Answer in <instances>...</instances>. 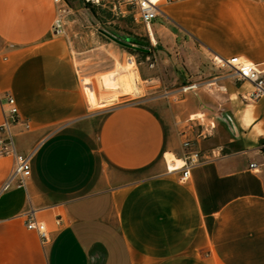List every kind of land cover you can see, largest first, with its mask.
Segmentation results:
<instances>
[{"label":"crops","instance_id":"crops-1","mask_svg":"<svg viewBox=\"0 0 264 264\" xmlns=\"http://www.w3.org/2000/svg\"><path fill=\"white\" fill-rule=\"evenodd\" d=\"M73 4V23L94 19ZM160 9L150 26L157 51L137 64L142 93L125 92L113 73L106 91L117 101L99 104L94 90L93 109L69 29L53 36V0H0V93L14 96L30 125L17 134L19 153L35 150L25 189L1 192L13 161L0 159V264H264V98L243 101L253 87L228 70L214 96L146 98L160 89L150 57L163 66L172 54L192 76L186 49L263 66L264 0H172ZM104 39L100 47L123 63L128 53ZM185 141L201 163L182 182ZM166 154L182 165L169 170ZM32 211L51 236L45 247L26 228Z\"/></svg>","mask_w":264,"mask_h":264},{"label":"rangeland","instance_id":"rangeland-1","mask_svg":"<svg viewBox=\"0 0 264 264\" xmlns=\"http://www.w3.org/2000/svg\"><path fill=\"white\" fill-rule=\"evenodd\" d=\"M75 1L85 4L82 0H64L65 5L62 7L65 9V13L62 15L64 34L61 36L65 35V30L68 28L72 43L71 54L72 57L75 58V64L78 75H80L81 78L83 92H85L86 95L87 92L85 88L89 87L93 92L94 90L99 92L100 97L98 100L104 101L110 99L108 97H110L112 93L106 91L101 86V80L103 76L118 73L117 80L119 85L125 92L135 94L131 89L132 83L129 75L122 73V69L128 66L129 60H133L137 71V64L145 62L147 53L149 54L151 50L149 55L153 56L154 51H157V48L151 45L152 40L148 35L147 28L139 21L137 22L133 19V12L128 6L126 7L123 5L121 10L114 9L110 1L103 2L101 5L86 4V6H88L86 9H90V11L93 10L94 19H92V17H84L79 23H73L70 17H72L73 12L75 14V4H73ZM120 11L122 14L119 13ZM156 21L152 23L153 29H155L157 24ZM97 29H99V32ZM92 32L93 34L90 35ZM103 36L107 38L110 36L125 45L133 46V48H126L114 41V46L116 48L128 53V56H126L127 60L125 59L124 62L121 63L118 58L115 59L109 51L101 48L99 42L105 41ZM186 51L189 55H193L195 59L192 65L198 72L193 76L186 68V65L175 62L172 54L162 59V61L167 60L166 65L163 66L157 59L150 57V60L147 62V68L152 70L154 75L158 77L157 82L154 81L152 84L160 85V89L158 93L146 96V98H165L176 104L182 100L183 94L199 93V91H202V93L214 96L217 92H224V89L219 88V85L215 86V84H213L210 86V83H215V78L223 76L225 70L215 68L212 64V60H205L202 56L199 57V55H196L190 49H186ZM181 73H183V75ZM181 75L183 77L177 84L176 80ZM137 83L141 94L139 77ZM86 84L89 85L86 86ZM193 85L196 86L195 89L185 91ZM114 96L118 99L117 95L111 97ZM96 107L97 106H90V108L93 109ZM169 158L174 159L171 154Z\"/></svg>","mask_w":264,"mask_h":264},{"label":"built area","instance_id":"built-area-1","mask_svg":"<svg viewBox=\"0 0 264 264\" xmlns=\"http://www.w3.org/2000/svg\"><path fill=\"white\" fill-rule=\"evenodd\" d=\"M113 5L114 9L121 10L122 6H128L133 12V19L143 24L151 37L150 26L157 18L162 17L164 13L160 7L162 3H170L172 0H82L85 4L101 5L103 2H108ZM57 6V15L52 27L53 36H61L64 34V23L62 15L65 13L64 0H53ZM122 14V12H119ZM152 38V37H151ZM212 64L215 68L228 70L231 77L241 82H247L253 87L252 92L242 97L245 102H253L264 98V65L258 66L250 64L240 59L224 60L218 56L214 57ZM214 83H210L212 86ZM196 86H190L187 90H193ZM0 109L3 120L0 124V159H12L13 170L3 186L1 192H7L9 189H25L27 179L31 175L32 164L31 160L35 154V150L27 154H21L16 147V137L18 133L30 131V125L27 121L21 120L16 104V100L12 94L8 92L0 93ZM20 129V131H18ZM186 150V164L180 169L181 181L188 179L189 169L201 163L199 154L193 150L192 142L185 141L183 144ZM251 169H256L254 163L250 165ZM26 228L34 231L40 239L41 245L45 247L50 242L51 236L48 233L46 224L39 221L34 212L27 214ZM56 225L60 226V220L56 221Z\"/></svg>","mask_w":264,"mask_h":264},{"label":"bare ground","instance_id":"bare-ground-1","mask_svg":"<svg viewBox=\"0 0 264 264\" xmlns=\"http://www.w3.org/2000/svg\"><path fill=\"white\" fill-rule=\"evenodd\" d=\"M122 70H123L122 73L129 75V78H130L131 83H132L131 84L132 91H134L136 95H140L139 86L137 83V79L139 76L135 70L134 61L130 60V62L128 63V66L124 67ZM101 86H103V88L105 90L114 89V87H115L114 76L110 75V76L103 77ZM85 90L87 92L86 93L87 101H88V103H90V106H92V107L98 106L99 104H103V105L111 104L112 102H115L117 100V98L114 96V97H111L110 99L104 100L98 104L97 100L95 98L94 92L89 87H86ZM169 155L170 154H166V156H165V161H167V163H168V168L171 171L176 170L177 168H179L182 165V162L175 160L173 158H169Z\"/></svg>","mask_w":264,"mask_h":264},{"label":"water","instance_id":"water-1","mask_svg":"<svg viewBox=\"0 0 264 264\" xmlns=\"http://www.w3.org/2000/svg\"><path fill=\"white\" fill-rule=\"evenodd\" d=\"M108 38H110V39H112L113 41H115L116 43H118V44H120V45H122V46H124V47H132L133 48V46H131V45H125V44H123V43H121V42H119L118 40H116L115 38H112V37H108ZM135 48V47H134Z\"/></svg>","mask_w":264,"mask_h":264}]
</instances>
